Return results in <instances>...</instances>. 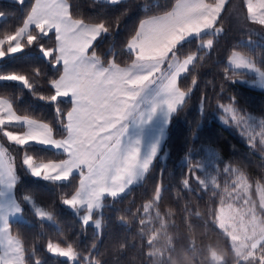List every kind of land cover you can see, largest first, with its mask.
<instances>
[{
	"label": "snow or ice",
	"instance_id": "1",
	"mask_svg": "<svg viewBox=\"0 0 264 264\" xmlns=\"http://www.w3.org/2000/svg\"><path fill=\"white\" fill-rule=\"evenodd\" d=\"M14 2L24 5V0ZM104 2L118 5L121 0ZM243 4L247 19L264 26V0H243ZM224 6L225 0H175L170 9L145 16L124 44L123 51L130 59L124 67L117 63L115 55L105 66L96 50L100 41L118 33L120 18H74L68 0H34L23 25L14 33L0 36V59L38 47L46 62L59 73L57 78L48 80L47 95L39 92L34 82L43 76L39 69H34L32 77L15 71L0 73V82H16L35 99L53 105L56 118L53 124L18 114L13 100L0 95V136L23 152L22 166L32 177L58 186L79 177L75 190L64 194L61 203L79 218L82 229L91 225L100 230L106 199L122 198L151 170L165 129L173 115L186 106L197 77L192 75L186 87L180 81L193 73L198 62L203 61L204 51L214 46L215 37L223 31L217 24ZM53 32L55 45L46 47L44 41L50 40ZM192 43L196 50L181 58V49ZM247 43L251 44V40ZM228 65L224 68L226 81L230 70L232 76H237L236 69H246L256 74L254 83L264 88V67L257 66L254 58L233 50ZM65 100L71 105L67 112L60 106ZM204 100L202 96L201 105ZM231 100L229 104L217 105L229 117L222 118L223 122L244 125V133L254 129V118L243 115L235 106V98ZM259 127V133L253 131L248 137L249 146L254 147L259 136L264 150V119L259 121ZM34 146L54 149L63 158L37 157L30 154ZM209 155L214 153L210 151ZM188 167L189 177L207 187L208 182L196 175L203 165L190 160ZM224 172L231 174L230 185L226 182L224 191L228 192L229 187L231 191L228 200L221 196V204L210 213L214 229L224 240L232 264H264V211L258 213L255 208L246 207L250 184L243 170L228 165ZM189 177L182 181L185 187H190ZM18 181L10 149L0 143V264H43L35 248L29 253L19 234H12L10 217L22 214L25 205L41 222L55 223V216L30 194L18 200L13 191ZM210 182L218 186L215 176ZM257 188L264 192L259 183ZM162 192L163 184L159 182L153 199L142 206L143 216L139 209L133 213L134 218L140 217L142 236L146 227L151 233L146 241V256L152 264H167L174 252L171 237L165 248L156 246L161 236H168L175 215L171 208L160 211ZM260 208L264 210V195ZM153 211L154 215H149ZM120 221L125 222L123 216ZM157 223L159 227H155ZM188 227L191 231L190 224ZM125 246L121 244L120 249ZM45 249L54 257L64 258L65 264H101L91 255L81 258L74 244L64 240H49ZM208 254L213 264H228L215 247L209 246Z\"/></svg>",
	"mask_w": 264,
	"mask_h": 264
},
{
	"label": "trees",
	"instance_id": "2",
	"mask_svg": "<svg viewBox=\"0 0 264 264\" xmlns=\"http://www.w3.org/2000/svg\"><path fill=\"white\" fill-rule=\"evenodd\" d=\"M174 2L175 0H121L120 4L111 5L101 0H68L74 18L86 21H115L117 17L120 18L118 33L113 32L107 39L100 41L96 48L105 65L115 55L120 66L130 63L123 48L139 21L145 16L170 9ZM237 2L246 11L243 0L226 1L217 24L223 31L215 37L214 46L204 51V59L198 62L193 73L180 81L181 86L186 87L190 84L192 75L197 77V84L186 106L173 115L166 128L161 150L151 170L142 182L133 186L122 198L115 201L106 199L100 230L91 225L82 229L79 218L61 203L64 194H71L75 190L78 176L64 186L34 178L22 166L23 152L8 144L19 177L13 190L14 195L19 200L25 194H30L38 205L52 211L55 216V223L41 222L33 215L29 206L25 205L24 212L20 214L24 218L16 217L10 221L12 234H19L29 253L35 248L36 256L43 264H65L64 258L54 257L46 252L45 245L49 240L71 242L81 258L91 255L101 264H152L146 256L149 251L146 241L150 232L145 228L142 236L140 217L134 218L133 213L139 209L140 216H143V203L153 199L159 182L163 184L162 199L158 205L160 211L163 213L169 208L175 211L168 227V236H161L156 245L165 248L168 237L172 238L174 252L167 264H213L209 260V246L217 248L228 260V264H232L224 240L214 229L213 217L210 215L220 205L223 191L221 188L202 187L195 177H189L188 164L190 160L197 161L204 155L202 146H209L218 156L219 167L231 165L241 169L252 186L259 183L264 187V150L260 143L255 141V146L250 147L246 133L235 126L222 125L214 116L216 111L219 112L218 104H229L234 97L235 106L241 113L264 119V90L238 81L250 75L236 71L238 75L232 76L230 70L229 79H224L226 59L233 50L249 55L255 59L257 66L264 67V38L240 32L234 23L229 22L230 7ZM32 3L33 0H24V5L21 6L14 0H0V13H3L0 16V36L14 33L23 25ZM50 36V40L44 41L46 47L55 45L54 32ZM249 39L251 44L247 43ZM195 50V43L186 44L181 49V58ZM34 69L43 73L42 77L35 78L37 90L45 95L50 94L47 82L57 78L59 73L46 62L38 47L26 48L21 53L0 59V73L15 71L32 77ZM233 80L236 82L233 83ZM0 95L13 100L18 114H28L38 120L56 123L54 106L35 99L16 82H0ZM202 96L205 97L203 105ZM60 106L67 112L70 103L65 100ZM56 126L59 127L58 124ZM30 154L45 159L63 158L60 153L40 146H34ZM196 175L199 176L200 172ZM186 177L191 180L190 187L182 184ZM254 190L251 188V192L254 193ZM197 212L200 213L199 216L196 215ZM121 216L124 217L123 223L120 221ZM121 244L126 245L122 250Z\"/></svg>",
	"mask_w": 264,
	"mask_h": 264
},
{
	"label": "rangeland",
	"instance_id": "3",
	"mask_svg": "<svg viewBox=\"0 0 264 264\" xmlns=\"http://www.w3.org/2000/svg\"><path fill=\"white\" fill-rule=\"evenodd\" d=\"M215 0H211L209 2H214ZM227 1V0H226ZM225 1V3H226ZM246 9V8H245ZM223 10V9H222ZM228 19L229 22L232 24L234 23L235 27L240 31V32H246V33H250V34H254L257 36H260L262 38H264V26H261L259 24H255L252 23L251 21H249L247 19V11H243L242 7L240 4L235 3L232 4L228 13ZM231 54V53H230ZM229 54V55H230ZM229 57V56H228ZM228 57L226 59V66L230 67L228 65ZM235 71H241V72H245L246 74H249L250 77H243L242 79H238V81L245 83L246 85L252 87V88H256V89H260V90H264V88L260 87V85L258 83H254V81L256 80V74L253 72H249L246 69H236ZM241 78V77H240ZM214 113V112H213ZM243 114V113H242ZM246 116H251L254 118L255 121V126L254 129L252 130H248L246 135L247 137H249L250 135L253 134V131L255 133H259L260 132V127H259V121L262 120L263 118L260 117H254L252 115H248V114H243ZM214 116L216 117V119L224 126H235L234 124H225L223 122V119H229V117H227L225 115V113L223 112L222 109L219 108V112L216 111L214 113ZM237 129L241 130L245 128L244 125H241L240 127L235 126ZM260 137L256 136L255 141L259 142ZM0 143H3L6 147H8V142L6 140V138H3L2 136H0ZM203 151H204V155L199 157L197 159V161L203 165V168L199 170L200 172V177L202 179H205L208 184L207 186L213 187V188H217V189H222L223 193L221 194V196H223L225 198V201L228 200V196H229V192L231 191V188L229 187V191L225 192L224 191V187L226 182L229 183L230 185V181H231V174H226L224 172V168L228 165H225L224 167H219L217 164L218 161V156L216 154L215 151H213L209 146H202ZM9 148V147H8ZM214 153V155L210 156L209 152ZM12 156V154H11ZM13 157V156H12ZM15 161V160H14ZM215 176L217 178V185L218 186H214L210 181H211V177ZM194 178V177H192ZM196 179V178H194ZM250 187L247 191L246 194V199L248 200V204L246 205V207H253L257 210H261L264 211L260 208L261 205V197L262 195H264V192H261L260 190H258L257 188V184L252 186V183H249ZM262 188H264L262 185H260ZM204 187V186H202ZM251 188L255 189L254 193L251 192ZM154 197V196H153ZM148 202V201H146ZM144 202L143 205L146 203ZM221 204V203H220ZM143 210V207H142ZM259 213V212H258ZM149 215H154V211L151 212ZM24 217L20 214L17 215L16 219H23ZM147 218V217H145ZM155 227H159L158 225L155 224ZM147 228V227H146ZM151 234V233H150Z\"/></svg>",
	"mask_w": 264,
	"mask_h": 264
},
{
	"label": "crops",
	"instance_id": "4",
	"mask_svg": "<svg viewBox=\"0 0 264 264\" xmlns=\"http://www.w3.org/2000/svg\"><path fill=\"white\" fill-rule=\"evenodd\" d=\"M101 1H104V0H101ZM225 1H226V0H225ZM33 2H34V0H33ZM214 2H215V1H214ZM214 2H213V3H214ZM174 3H175V2H174ZM174 3H173V4H174ZM54 34H55V33H54ZM105 66H107V65H105ZM124 66H125V65H124ZM124 66H121V67H124ZM70 107H71V105H70ZM166 128H167V127H166ZM165 133H166V129H165ZM164 138H165V136H164ZM163 141H164V140H163ZM162 143H163V142H162ZM52 150H54V149H52ZM54 151H55V150H54ZM78 180H79V177H78ZM77 184H78V181H77ZM76 186H77V185H76ZM16 217H17V216L10 217V221L13 220V219H15Z\"/></svg>",
	"mask_w": 264,
	"mask_h": 264
}]
</instances>
